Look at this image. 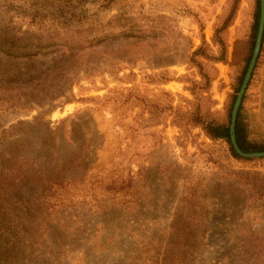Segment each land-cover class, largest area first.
<instances>
[{
  "label": "rangeland",
  "instance_id": "374dc122",
  "mask_svg": "<svg viewBox=\"0 0 264 264\" xmlns=\"http://www.w3.org/2000/svg\"><path fill=\"white\" fill-rule=\"evenodd\" d=\"M255 1L0 0L7 37L93 45L69 76L0 52V153L66 182L0 195V234L42 236L0 264H264V157L204 129L227 125ZM258 57L241 114L264 145V42Z\"/></svg>",
  "mask_w": 264,
  "mask_h": 264
},
{
  "label": "trees",
  "instance_id": "16d2710c",
  "mask_svg": "<svg viewBox=\"0 0 264 264\" xmlns=\"http://www.w3.org/2000/svg\"><path fill=\"white\" fill-rule=\"evenodd\" d=\"M259 0L255 1V12H254V22L252 26V32H251V51L250 55L246 60L244 69L242 71V74L239 78L237 87L235 88V94L232 97L231 104L229 107L228 112V120L227 125H217L214 123H207L204 127L206 134L210 137V139L218 140L222 139L227 142L229 146L230 154L235 159H243L240 157L232 148L230 138H229V127H230V115L231 110L233 107V104L235 102L237 93L240 89V86L242 84L244 75L247 71L254 44H255V38L257 34L258 29V22H259ZM40 23V24H39ZM28 25H31V27H37L39 29H42L44 31H49L45 25L42 24V22H37L36 17H33L32 21L28 23ZM264 31L262 35L261 40V47L260 51L263 47L264 42ZM52 40L48 41H41L37 40L36 42L23 40L19 37H16L15 34L7 37L3 33H0V52L12 56V57H21V58H35L38 56H51L52 57V66L50 68L51 72H57L59 74H64V76H69L70 71L68 68L71 65H77L81 58V54L84 53V51L90 50L93 45L92 41H83V40H67L66 42H51ZM85 45V46H84ZM259 56V55H258ZM259 58V57H258ZM257 58V59H258ZM258 60L256 61L254 70L257 67ZM49 70V68H48ZM254 70L252 72V75L250 77V80L248 82L249 87L251 80L254 75ZM86 73V76H90V73ZM246 88V90H247ZM246 93V91H245ZM245 99V94L243 95L242 101L240 103V106L238 108V112L236 115V121H235V140L239 147V149L243 153H254V152H264V145H259L251 140L248 139L247 136V130L245 125L242 121V108H243V101ZM26 122H18L14 127H11L12 133L21 134L25 132L22 128L25 126ZM3 140V141H1ZM4 141H6V138L3 136L2 139H0V150L4 146ZM5 152V151H4ZM6 153V157L4 153H0V195H6L9 196V192H14L15 189H17L20 186H25L26 184L29 185H36V183L40 180H42L41 188H44V191L47 193H50L52 191V186H49L48 183H54L55 185H58L57 187H61V184H64L66 182H63L62 180L52 178L51 176L47 175V167L51 164L49 162L45 163V169L42 165H40L38 168H34L29 162V159L22 158L21 156H15L13 153ZM47 166V167H46ZM59 180V181H58ZM39 186V185H38ZM1 229V228H0ZM53 227L49 226L46 227L47 237L48 239L45 240L47 242V245L50 246V256H48L49 261H52L53 259L52 254L56 255V257H60V253L57 251H54L53 246L57 243V238L52 234ZM24 237H19L16 234H10L8 231H2L0 234V252H1V258L2 262L4 261H11V263L15 262L16 257L20 255L21 251L27 250L26 244L29 239H40L41 235L34 234L33 236H28L27 239ZM36 242H32L34 244ZM22 245V246H21ZM47 254V253H46ZM19 260V259H18Z\"/></svg>",
  "mask_w": 264,
  "mask_h": 264
},
{
  "label": "water",
  "instance_id": "95a60500",
  "mask_svg": "<svg viewBox=\"0 0 264 264\" xmlns=\"http://www.w3.org/2000/svg\"><path fill=\"white\" fill-rule=\"evenodd\" d=\"M259 7H260L259 22H258V29H257V34H256V38H255V44H254L252 56H251L247 71L244 75L240 89L237 93L235 102H234L232 110H231V115H230V127H229L230 142H231L233 150L242 158H262V157H264V152L243 153L239 149V147L236 143V140H235L236 115H237L240 103L242 101L243 95L245 94L246 88L248 86V82H249L250 77L252 75V72L254 70V67H255V64H256V61H257V58L259 55L262 35H263V31H264V0H259Z\"/></svg>",
  "mask_w": 264,
  "mask_h": 264
}]
</instances>
